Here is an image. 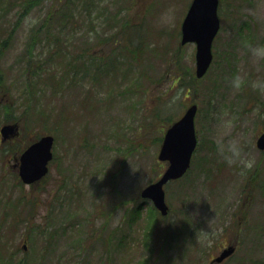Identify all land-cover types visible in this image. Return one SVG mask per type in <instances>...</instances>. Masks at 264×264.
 Segmentation results:
<instances>
[{"label": "rangeland", "instance_id": "rangeland-1", "mask_svg": "<svg viewBox=\"0 0 264 264\" xmlns=\"http://www.w3.org/2000/svg\"><path fill=\"white\" fill-rule=\"evenodd\" d=\"M32 2L0 0V71L12 86L0 93V109L12 105L16 114L7 119L0 110V129L18 127L21 135L7 141L12 146L46 134L60 138L55 137L49 178L31 190L16 182L18 154L3 156L0 136V248L6 250L1 257L16 262L29 254L42 264H212L234 246V256L221 264H264V155L256 147L264 132V94L250 82L237 91L228 83L237 71L247 73L249 81L264 76V60H254L248 51L249 44L264 43V0L220 1L216 61L201 81L195 76L196 45H181V25L192 0H43L25 12ZM114 32H120L114 43L102 46V38ZM177 74L186 88L176 83ZM163 75L168 78L157 82ZM193 104L199 108L198 148L189 177L165 186L168 217L152 212L146 201L141 219L127 227L132 208L144 201L137 195L168 165L158 160L164 133ZM26 105L31 114L20 120ZM40 110L51 114L47 130L30 120ZM60 111L66 115L62 125L56 119ZM22 122L32 127L22 132ZM232 139L242 151L228 162L218 141ZM117 160V189L130 199L93 245L79 242L95 239L87 221L82 220V232L76 218L91 214L93 204L98 207L107 191L100 186L104 170ZM20 196L36 204L23 208L16 203ZM56 196L66 198V205L54 216L49 208ZM153 214L164 238L171 227L181 232L182 247L167 250L166 239L163 257L148 237ZM61 224L66 230L46 242L40 232ZM115 229L110 242L106 234Z\"/></svg>", "mask_w": 264, "mask_h": 264}, {"label": "water", "instance_id": "water-1", "mask_svg": "<svg viewBox=\"0 0 264 264\" xmlns=\"http://www.w3.org/2000/svg\"><path fill=\"white\" fill-rule=\"evenodd\" d=\"M220 29L218 18V0H193L182 26V44H197L196 75L202 78L213 60L212 43ZM197 106H192L184 117L167 132L161 148L159 159L169 161L170 165L163 177L143 192L144 198L150 199L163 216L168 215L169 208L165 201L164 185L170 180L182 177L190 167L192 154L196 148L194 120ZM4 139L17 134L16 126H4L1 129ZM54 138L42 137L31 145L21 156L20 177L26 184L41 180L48 173V164L53 158ZM258 148L264 150V134L257 142ZM234 247L224 250L214 262L220 263L230 257Z\"/></svg>", "mask_w": 264, "mask_h": 264}, {"label": "trees", "instance_id": "trees-1", "mask_svg": "<svg viewBox=\"0 0 264 264\" xmlns=\"http://www.w3.org/2000/svg\"><path fill=\"white\" fill-rule=\"evenodd\" d=\"M42 1L43 0H35V2H32L31 4H27V6L25 8V12L28 11V10L29 11L32 10L33 8L38 6ZM125 26H126V23L124 24V26L122 25L123 28ZM49 33H50V31H48L46 35H49ZM119 33L120 32H114L111 36H109L107 38H102V39H104V42L101 45L103 46V45H105L108 42H113L114 43V41L116 40V36ZM47 40H49V38ZM35 43L36 42L34 41V42L29 44L27 55L30 57V59H33V53H34V50H35V48L37 46V44H35ZM0 50H1V47H0ZM81 52H83V51H81ZM84 53L85 52H83L82 54H80L78 56L79 59L83 60ZM96 59H98V58H96ZM177 75L178 76H177V79H176V83H180V86L186 88L187 85L185 84V82H186L185 79H183L182 75H180V74H177ZM165 78H168V77H165L163 75L162 77L157 78L156 81L159 82V81H161L162 79H165ZM198 81H201V80H198ZM11 88H12V86L5 84L4 74L0 71V93H2V92L8 93L11 90ZM33 93H35V91L30 87L29 94L31 95ZM110 99H112V95H111ZM27 107L28 106L26 105L22 115L19 116L20 120H26L27 121L28 115L31 114V113H29L31 107H28V108ZM0 110L1 111L4 110L3 111V115L6 114L7 119H12V120L15 119L14 117L16 116V114H14L15 110L13 109L12 105H4L3 104ZM50 116H51V114H47L44 110H40V111L35 112L30 117V120H32V119L39 120L40 123H42L41 124L42 128L44 130H47L49 128L48 124H47V119H49ZM57 122L59 124L63 123L62 118H57ZM21 124H22V132H23V130H26V129H29V128L32 127L31 124H28L26 122H22ZM28 144H26V145H28ZM5 145H6V149L3 150V156L5 154L4 152L18 154V156H19V154L23 151V148L25 147V145L22 144V142L20 140L16 141V143L13 144L14 146H12L10 143H7ZM22 145H23V148L20 149L19 147H21ZM117 178H118L117 170L114 169V168H113V170L110 169V170H108L105 173V179L109 180L108 185L110 186V189L107 192H104V194H103L104 197L101 200V203H103V204L100 206V208H97V209L94 210V215H93V218L91 219V223L92 224H94L98 220H103L102 226L100 227V229L102 231L108 226L109 221L112 218L113 214L116 212V210H118L119 208H123V205L126 202V200H124V199L120 200L119 197H111L112 194H113V191H116L115 190L116 189L115 188V186H116L115 181H117ZM15 180H16L17 183L19 182V179H18L17 175H15ZM19 184L22 186V184L20 182L18 183V185ZM16 187H17V184H15V188ZM1 190H2V186L0 185V192H1ZM12 190L13 189L10 188L9 192H11ZM32 190H33V188H32ZM74 191L72 192L73 194L70 196V198L74 195ZM77 192L79 193V189L77 190ZM4 194H6V193H4ZM117 195L119 196L118 193H117ZM8 196L11 198V195L8 194ZM22 199H23V196H20V198L16 201V203L23 205V208H26V207L31 206L33 204H36V202L34 200L33 201H28V200L24 201ZM137 199H138V197H137ZM63 203H65V202H63ZM136 208H134V210ZM155 211L156 210L152 208V212H155ZM140 214H141V212H140V206H139L131 214L132 215V220H128V221L126 220V223H128L127 226L131 227L133 222L138 221L139 219H141V215ZM35 215H36V213H35ZM154 217H155V214L151 215V218H149L153 222V223L149 224V232L154 237L157 234V238L156 239L154 237H152V242H153L152 245L154 246L153 251L155 250L158 255H162V257H163L164 247H165L164 244L166 242V239H168V241H169V244L167 245V250H172L173 247H175L176 249H179L180 247H182V244L178 241L179 240L178 237L181 235V232L177 231L176 227H171L170 228L169 237L164 238L162 236L161 232L159 231L161 229V227H162L161 223L158 224V220L155 219ZM262 217H264V214H263ZM89 218H91V217H89ZM79 227H81V225H79ZM89 228L91 229L92 227L89 226ZM64 230H66V229L63 228V227H60V228H57V230H55V231H42L40 233H41V236L45 237L46 242H49V240L51 238H53L54 235H59L60 231L63 233ZM114 233L116 234L115 230H114ZM163 234H164V231H163ZM159 240L161 242H159ZM109 241H110V239H109ZM84 242L89 244L90 243V239L87 238ZM92 243L93 242H91L90 244H92ZM160 243H162L161 246H159ZM4 253H6L5 248H0V264H42L41 261H36L33 257L29 256V254H26V260H21V261L14 262L13 258H11L10 262L9 261H5L1 257V255H3ZM42 257H43V261L45 262L46 257L45 256H42ZM150 261L151 260H149V262Z\"/></svg>", "mask_w": 264, "mask_h": 264}, {"label": "clouds", "instance_id": "clouds-1", "mask_svg": "<svg viewBox=\"0 0 264 264\" xmlns=\"http://www.w3.org/2000/svg\"><path fill=\"white\" fill-rule=\"evenodd\" d=\"M248 51L254 60H264V43L249 44ZM249 82L253 89L264 94V76H257L249 81L247 73L237 71L228 78V83L234 91L240 90ZM218 150L228 162H231L235 157L239 156L242 151V146L239 141L235 139L226 143L218 141Z\"/></svg>", "mask_w": 264, "mask_h": 264}]
</instances>
